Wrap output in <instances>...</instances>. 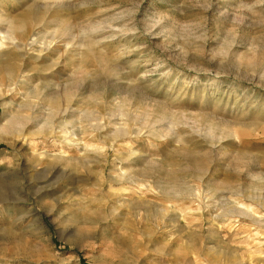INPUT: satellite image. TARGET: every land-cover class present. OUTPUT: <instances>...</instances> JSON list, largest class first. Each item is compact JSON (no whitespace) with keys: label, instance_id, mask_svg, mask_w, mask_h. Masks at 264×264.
I'll use <instances>...</instances> for the list:
<instances>
[{"label":"rangeland","instance_id":"1","mask_svg":"<svg viewBox=\"0 0 264 264\" xmlns=\"http://www.w3.org/2000/svg\"><path fill=\"white\" fill-rule=\"evenodd\" d=\"M0 14V264H264V0Z\"/></svg>","mask_w":264,"mask_h":264},{"label":"bare ground","instance_id":"2","mask_svg":"<svg viewBox=\"0 0 264 264\" xmlns=\"http://www.w3.org/2000/svg\"><path fill=\"white\" fill-rule=\"evenodd\" d=\"M47 6L49 8V5H47ZM26 22H28V21H26ZM26 27L27 26H26L25 23H17L14 18H11V17L9 18V17H6V16L0 14V48H2L4 45L6 46L7 43H10V45H12V46H14L16 48H19L22 43L24 44V42L20 41L21 43H19L17 41V35L16 34H17L18 31H22L23 29H26ZM33 42L31 44H33ZM3 51L6 52L5 48H4ZM0 54H2V52ZM4 66L5 67H0V92H1V90L5 91V89L7 91H10V92L11 91H16V90L19 91V89H17V88L19 86H21L22 83H26L27 82L26 78H25L26 75L23 74V70H21V72L16 74V71H15L14 67H7V65H4ZM4 75L8 79V84H4L3 83V76ZM15 76H16V78H15ZM34 90H35V88H34ZM28 94H29V96H31L32 95V91L30 93H28ZM232 206H233V204H232ZM236 211H238V214H240V215H243V216H246V217H250V216L254 217L250 213V210H249L248 207H246V209L245 208H239V210L236 209ZM231 215H232V213H231Z\"/></svg>","mask_w":264,"mask_h":264}]
</instances>
